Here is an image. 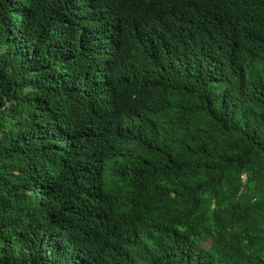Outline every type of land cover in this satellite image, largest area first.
<instances>
[{
	"label": "trees",
	"instance_id": "16d2710c",
	"mask_svg": "<svg viewBox=\"0 0 264 264\" xmlns=\"http://www.w3.org/2000/svg\"><path fill=\"white\" fill-rule=\"evenodd\" d=\"M0 264H264V0H0Z\"/></svg>",
	"mask_w": 264,
	"mask_h": 264
}]
</instances>
